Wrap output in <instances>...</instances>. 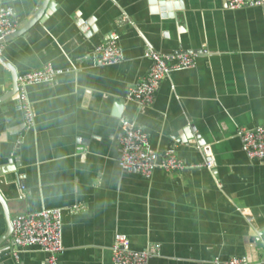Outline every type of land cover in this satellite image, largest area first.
<instances>
[{
    "label": "crops",
    "instance_id": "obj_1",
    "mask_svg": "<svg viewBox=\"0 0 264 264\" xmlns=\"http://www.w3.org/2000/svg\"><path fill=\"white\" fill-rule=\"evenodd\" d=\"M1 8L13 10L17 31L43 10L1 46L17 78L46 65L59 74L28 88L29 129L15 94L0 103V264H46L38 247L3 239L5 219L54 209L57 264H109L117 234L133 251L158 249L149 264L264 259V161L250 162L237 136L264 127L263 9L230 10L225 0H0ZM111 38L123 59L99 67L95 50ZM151 50L182 52L193 65L139 106L127 90L148 75ZM11 88L0 64V98ZM122 121L147 133L151 153L171 151L188 169L122 172Z\"/></svg>",
    "mask_w": 264,
    "mask_h": 264
},
{
    "label": "built area",
    "instance_id": "obj_2",
    "mask_svg": "<svg viewBox=\"0 0 264 264\" xmlns=\"http://www.w3.org/2000/svg\"><path fill=\"white\" fill-rule=\"evenodd\" d=\"M230 10L243 8H261L264 10V0H225ZM19 23L11 8L0 9V41L16 33ZM2 45H0V49ZM150 61L148 75L130 86L127 90V100L139 106L153 105L155 95L161 82L172 72L192 67L193 60L182 52L162 54L151 50L144 54ZM123 59L120 47L114 38L95 50V60L99 67L116 65ZM59 74L49 65L39 70L17 78L16 104L19 107L24 128L33 126V115L28 99V88L32 85L48 82ZM122 135L119 139L120 157L119 169L125 173L150 178L154 170L159 169L168 174H177L188 169L176 155L167 151L156 155L148 150L149 138L133 123L122 121ZM238 138L243 152L250 162L264 161V127L246 128L238 131ZM212 162L206 167L212 168ZM264 241V233L262 234ZM11 242L17 248L38 247L46 256V264H57V258L63 253L62 218L58 209L40 210L34 213L18 215L12 220ZM160 257L159 250L146 248L143 251H133L129 246L128 237L124 234L114 236L110 248L109 264H149ZM211 264H264V259L249 262L245 258L232 257L228 260H214Z\"/></svg>",
    "mask_w": 264,
    "mask_h": 264
},
{
    "label": "water",
    "instance_id": "obj_3",
    "mask_svg": "<svg viewBox=\"0 0 264 264\" xmlns=\"http://www.w3.org/2000/svg\"><path fill=\"white\" fill-rule=\"evenodd\" d=\"M46 1L47 0H45V2ZM48 9L52 10V6H49ZM42 15H43V10L41 8V10L38 11V13L35 15V17L33 19H31L28 24H26L23 28L18 30L12 36L7 37L3 41H0V45L5 44L10 40L25 34L30 26H32L35 22H38L43 17ZM0 64H2L7 70H9V72L11 73V79H12L11 90L9 92H7V94H5L4 96H2L0 98V103H2L6 99H8L9 97H12L14 94H16V91H17V75L14 71V68L1 56H0ZM0 204H1L2 208H4L3 200L1 199V197H0ZM5 220H6V233L3 237L4 240L8 239L10 237L11 232H12V220L10 218H7V217Z\"/></svg>",
    "mask_w": 264,
    "mask_h": 264
}]
</instances>
